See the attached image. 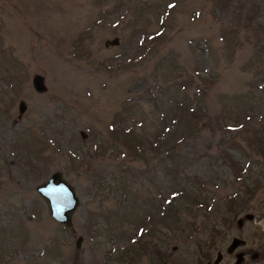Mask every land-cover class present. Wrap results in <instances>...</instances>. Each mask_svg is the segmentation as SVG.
Wrapping results in <instances>:
<instances>
[{"label":"rangeland","instance_id":"374dc122","mask_svg":"<svg viewBox=\"0 0 264 264\" xmlns=\"http://www.w3.org/2000/svg\"><path fill=\"white\" fill-rule=\"evenodd\" d=\"M131 126L167 136L152 145L160 153L144 147L149 162L120 154L113 129ZM258 137L264 0H0V264H214L218 252V264L242 253L254 264L264 240ZM56 170L80 197L74 231L36 191ZM119 170L127 183L111 190ZM248 174L250 186L260 179L253 198ZM247 212L256 222L239 227ZM234 237L245 245L229 254Z\"/></svg>","mask_w":264,"mask_h":264},{"label":"water","instance_id":"95a60500","mask_svg":"<svg viewBox=\"0 0 264 264\" xmlns=\"http://www.w3.org/2000/svg\"><path fill=\"white\" fill-rule=\"evenodd\" d=\"M119 44L118 38H113L111 41H106L105 46H116ZM31 82L33 89L39 93L47 92V85L44 76L42 74H33L31 76ZM18 107L19 118L25 114L24 112L27 109V103L23 100H20ZM65 175L61 171H54L50 174L49 177H46L44 181L37 184L36 191L39 196L42 197L46 207H48L49 216L51 219L60 223L63 226L71 227V230L74 231L72 217L73 213L79 207L80 197L76 193L72 184L65 179ZM247 218L251 219L248 214L241 219L237 220L238 226H241L244 220ZM82 236L79 237L76 241V247H79ZM245 244V240L234 237L231 243L227 247V253L231 254L235 252L238 246ZM222 254L217 253L215 263L221 262ZM240 261V260H239ZM239 261L237 263H239Z\"/></svg>","mask_w":264,"mask_h":264},{"label":"trees","instance_id":"16d2710c","mask_svg":"<svg viewBox=\"0 0 264 264\" xmlns=\"http://www.w3.org/2000/svg\"><path fill=\"white\" fill-rule=\"evenodd\" d=\"M181 104H182V102L180 103V105ZM179 107H174V108L170 109V110H172L173 113H172V116L169 115V117H170L169 119L171 121H174L173 124L175 123L173 125L174 128L172 130H170L171 133H172L171 136H170L171 140L175 139L174 134H177L176 133L177 132V128H178L177 124H178V126L180 124L181 116L178 115L179 112H180ZM177 108L179 109V111L176 110ZM163 116H164V114H163ZM114 133H116L117 135L120 136V138H121L120 140L122 141V143H124V146H126L127 147L126 149L128 150V152L120 153V154H122V155L124 154V156L126 155L127 157L131 156V157L139 158V159H142V160H144L146 162H149L150 159H147L146 156L144 157V155H143V153L145 152L144 147L151 148L153 150L151 152H153V153H158L160 148L153 147V146L154 145L160 146V145H162L164 143L166 145L167 140H168L166 135L165 136L164 135H160V133H159L158 137H156V138L155 137L153 138V137H151L149 135L150 138H152V140L148 139L149 137H141V135H139V134L137 135L134 132V129H133L132 126L130 128L128 127V128H123V129H120V128L117 127V129H113V133L112 134H114ZM180 137H181V139L185 138V137H183L182 134H180ZM171 142L173 143V141H171ZM169 143H170V141L168 142V144ZM250 143L253 144L252 148L255 150V152L257 154H259L261 156H264V141H262V139H260V137L254 138L253 140H250ZM169 147L170 146L166 147L167 150L169 149ZM162 148H163V146H162ZM171 148H172V146H171ZM114 149L116 150V148H113L112 150H114ZM120 152H122V151H120ZM170 158H171V161H169V162L171 164H169V166H171V168H173L174 167L173 164H175L174 163L175 158H173L172 153H171ZM163 161H166V159L165 160L161 159V161H159V162L164 163ZM125 170H121V171L119 170V171H116V173H114V174H109L110 177H111V181L113 183L112 186L114 185L113 187H111V186L109 187V188H111V190L120 189V188L122 189L121 185L122 184L124 185L125 182H126L125 175H127V171H125ZM102 180H103L102 177H99V179L95 181L96 183H98V185L96 186L97 189H99V186L105 184V183L102 182ZM129 195H130V192H128V190H126V188H124L123 193L121 192L120 196H122V198L125 199V198H128ZM125 213H126V216H129V215H131V210L130 209L125 210Z\"/></svg>","mask_w":264,"mask_h":264},{"label":"flooded vegetation","instance_id":"af4514ba","mask_svg":"<svg viewBox=\"0 0 264 264\" xmlns=\"http://www.w3.org/2000/svg\"><path fill=\"white\" fill-rule=\"evenodd\" d=\"M261 162V166L263 167V169H264V160H262V161H260ZM262 172H264V170L262 171ZM261 172V173H262ZM250 176H249V174H248V176L246 177V186H247V188H246V193L248 194V196L250 197V198H253L254 197V194H255V192H256V189H258V185L255 183V181H259L260 179H257V177L256 178H251V180H255L254 181V184H251V186L247 183L248 181V178H249ZM247 214L250 216V217H252L251 219H249V218H247V220H244L243 221V223L241 224V227L244 225V223H245V221H246V224L247 223H251V222H256V214H254V213H252V212H247L246 214H244V216L246 215L247 216ZM243 216V217H244ZM241 219V218H240ZM237 225H238V223H237ZM259 225H260V227H261V229H260V233H261V236H263V238H264V210H263V212H262V214H261V218L259 219ZM240 227V226H239ZM233 239V238H232ZM262 244H261V248H262V250H260V253H254L253 254V256L251 257V251H250V249L248 250V251H246V257L247 256H249L250 255V257H251V259L252 260H256V261H254V264H264V240L261 242ZM245 245V244H244ZM237 252V251H236ZM235 252H233V253H231V254H234ZM238 257H239V263H235V264H245V259H244V255H243V253H242V255L240 256V254H238ZM222 258H223V256H222ZM222 260V259H221ZM248 262V261H247Z\"/></svg>","mask_w":264,"mask_h":264}]
</instances>
